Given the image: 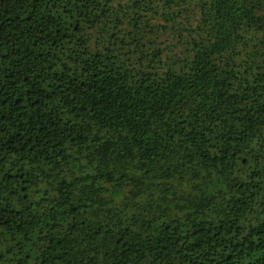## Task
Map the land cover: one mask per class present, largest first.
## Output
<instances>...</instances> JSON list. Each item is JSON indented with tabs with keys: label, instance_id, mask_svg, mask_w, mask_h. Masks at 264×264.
Here are the masks:
<instances>
[{
	"label": "trees",
	"instance_id": "1",
	"mask_svg": "<svg viewBox=\"0 0 264 264\" xmlns=\"http://www.w3.org/2000/svg\"><path fill=\"white\" fill-rule=\"evenodd\" d=\"M0 264H264V0H0Z\"/></svg>",
	"mask_w": 264,
	"mask_h": 264
}]
</instances>
